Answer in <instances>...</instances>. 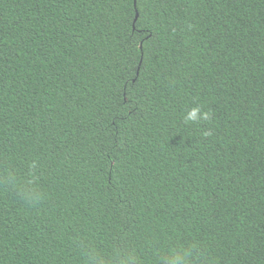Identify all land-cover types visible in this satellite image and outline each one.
Wrapping results in <instances>:
<instances>
[{"label": "trees", "instance_id": "obj_1", "mask_svg": "<svg viewBox=\"0 0 264 264\" xmlns=\"http://www.w3.org/2000/svg\"><path fill=\"white\" fill-rule=\"evenodd\" d=\"M178 245L264 264V0H0V264Z\"/></svg>", "mask_w": 264, "mask_h": 264}, {"label": "clouds", "instance_id": "obj_2", "mask_svg": "<svg viewBox=\"0 0 264 264\" xmlns=\"http://www.w3.org/2000/svg\"><path fill=\"white\" fill-rule=\"evenodd\" d=\"M210 116V112L204 110L202 105L197 103L184 113L183 119L186 124L192 122L202 123L208 121ZM205 135H210V133H205ZM36 167V162H33L30 165V168L33 170L30 172V178H20L16 181L18 191L23 198L29 201H34L39 198L38 190L34 186L36 179L34 170ZM192 255L193 253L189 249L178 245L168 251L164 259V264H192ZM137 259L138 258L134 252L124 255L117 250L115 255L108 259L99 257L97 259V264H137Z\"/></svg>", "mask_w": 264, "mask_h": 264}, {"label": "water", "instance_id": "obj_3", "mask_svg": "<svg viewBox=\"0 0 264 264\" xmlns=\"http://www.w3.org/2000/svg\"><path fill=\"white\" fill-rule=\"evenodd\" d=\"M137 17H138V14H137Z\"/></svg>", "mask_w": 264, "mask_h": 264}]
</instances>
